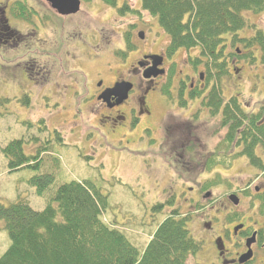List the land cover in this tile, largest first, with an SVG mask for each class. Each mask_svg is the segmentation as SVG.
<instances>
[{"label": "rangeland", "instance_id": "1", "mask_svg": "<svg viewBox=\"0 0 264 264\" xmlns=\"http://www.w3.org/2000/svg\"><path fill=\"white\" fill-rule=\"evenodd\" d=\"M6 1L0 0V6H4ZM32 2L45 6L47 3L44 0ZM129 3L139 9L138 15L130 13L123 16L101 0L84 2L81 13L65 27L70 47L67 48L68 53L67 49L62 50L58 58L53 59L55 75L48 83L43 79L45 83L35 85L28 80L30 76L24 71L23 62L13 58L14 52L6 56L12 60L0 56V204L9 205L25 200L34 209L42 210L47 198L37 195L36 188L28 183L34 174L49 173L55 177L56 185L73 180L92 181L108 196V207L103 216L110 223L116 222L140 251L146 248L166 215L173 209H179L182 214H191L188 229L202 243V249L190 256L187 264H221L218 262L219 246L216 240L220 229L229 234L227 236H232V241L227 242L228 249L232 250L243 243L245 236H235L233 226L244 222L251 225V229L256 222L264 226V216L260 215L258 201L254 198L255 193L264 189L261 172L251 165L246 156L234 158L241 149L234 150L227 159H224L225 156L219 157L217 160L220 163L208 167L199 175L198 169L195 171L190 166L197 160L190 152L180 157L164 155L160 151V147L164 146L177 148L176 140L181 138L186 147L195 143L200 148V154L213 152L226 133V127L220 125L221 115L212 118L206 112L200 121L194 120L190 125L184 123L186 120L179 122L181 125L177 129L172 114L175 111H171L166 120L159 124V110L155 108L150 124L156 126L154 132L161 137V146L156 144L157 137L153 133L135 143L141 127L149 124V121L131 129L129 134L116 135L110 133L112 128H116L114 123L97 121L95 118L99 116L100 106L92 105L93 93L100 81L106 82V78L112 75L109 67H119L117 61L124 58L122 51L128 49L125 33L133 29L129 25L135 24V34L131 36L132 47L141 44L137 37L141 29L148 30L154 51H164L169 42L168 34L160 28L155 18L141 10L137 0H129ZM250 19L256 28L264 31V14H251ZM12 24L23 27L15 20ZM56 25L60 30L63 24L58 22ZM45 29L40 38L48 40L50 37L54 41L53 29ZM48 30L53 32L48 34ZM99 33L104 40L98 41ZM252 33L248 30L242 36ZM59 46L61 48L60 43ZM239 47L243 48L241 45ZM197 51L193 49L192 52L197 54ZM226 51L229 54L233 48L227 46ZM187 56L182 51L178 60L184 63ZM79 58L84 59L83 66L77 65ZM228 58V73L217 84L221 85L224 101L237 95L248 113L258 112L264 103V64L261 61L251 63L235 57ZM182 69L184 73L190 72L188 67ZM63 71L70 77L65 78ZM60 74L62 76L56 79V75ZM75 84L79 85L75 87ZM74 89L78 91L74 93ZM24 94L30 96V103L19 100ZM198 107L199 110L202 108L199 102ZM174 130L181 133H176L177 137L170 135L168 141L163 138V133ZM176 151L182 153L181 150ZM257 153L264 158L260 148ZM188 160L194 162L188 163ZM183 161L188 164L182 165ZM218 174L225 183L202 190L201 185L216 179ZM206 191L211 195L205 196ZM232 194L239 197L238 205L231 201ZM158 203L164 206L155 210ZM231 215L239 219L229 221ZM205 222H211L213 229H209ZM234 240L237 243L232 247ZM9 244V235L0 221V256ZM255 248L256 258L251 264H264V261L258 260L261 257L264 259V247L258 244ZM227 256L232 257L233 252Z\"/></svg>", "mask_w": 264, "mask_h": 264}, {"label": "trees", "instance_id": "2", "mask_svg": "<svg viewBox=\"0 0 264 264\" xmlns=\"http://www.w3.org/2000/svg\"><path fill=\"white\" fill-rule=\"evenodd\" d=\"M101 1L121 15L140 12L129 0ZM138 1L141 10L155 18L168 34L169 55L196 49L200 57L207 59L208 69H216L209 80L217 79L206 100L213 113L222 110L220 125L226 127V133L216 150L204 156L200 169L207 170L220 163L219 157L227 159L234 150L241 149L234 158L246 156L264 178V158L257 153L258 148L264 153V103L258 112L248 113L237 95L224 101L221 85L216 84L228 73V56L264 64V31L256 28L250 19L251 14H264V0ZM13 10L16 18L30 20L32 12L25 6ZM248 30L253 33L242 36ZM125 41L131 50L130 32L125 33ZM227 46L233 48L229 54H226ZM24 95L19 100L30 103V96ZM28 183L36 188L37 195L47 198L46 205L36 210L25 200L0 204V221L10 238L0 264H187L188 258L202 249V243L188 229L191 214H182L179 209L166 215L146 248L140 251L116 222L110 223L103 216L108 196L94 182L73 180L56 185L53 175L42 173L34 174ZM223 183L225 180L218 174L201 187L208 190ZM254 198L260 215L264 216V189L255 193ZM163 206L158 203L154 209ZM238 219L229 216V221Z\"/></svg>", "mask_w": 264, "mask_h": 264}, {"label": "flooded vegetation", "instance_id": "3", "mask_svg": "<svg viewBox=\"0 0 264 264\" xmlns=\"http://www.w3.org/2000/svg\"><path fill=\"white\" fill-rule=\"evenodd\" d=\"M81 2L82 4L84 3L83 0H81ZM23 6L30 9L32 12L30 14V20H21L16 18L13 14L15 12L13 9L23 8ZM81 11L82 9L76 14L61 15L51 6L49 2H47L45 6L42 3L38 5V2L34 3L32 0H7L4 6H0L1 58H5L11 52H14L15 57L13 58L20 59L23 62L24 71L28 73L30 76L29 80H31L32 83L37 85L36 83L39 82L48 83L49 81H52L51 78L55 75L53 69L55 63H53V59H57L58 54L62 53V50L65 51L68 47H70V40L67 38L65 27L67 24H69L70 20L80 14ZM127 14H130V12ZM60 17H64L66 19H61ZM13 20L23 24V27L20 28L16 25H13ZM64 20H66V22H64ZM58 22L63 24L60 25V30H57L58 26L56 24H58ZM129 27H133L132 31L130 30L131 32L128 31L132 36V33L135 34V31L133 32L135 29V24L132 23L129 25ZM45 28L53 29L55 32L54 41L50 37H48V40H45L46 38L44 37V39L40 38L39 35H41V32ZM72 28L74 30V26H72ZM53 31L48 30L46 33L49 34ZM139 31L143 32V38L139 36ZM139 31L137 32V37L142 41L141 44H135L131 50L124 49V51H122V53H125V55L123 54L124 58L122 57L121 61H117L120 64L119 67H109V69L112 71V75L109 77V79L106 78V82L100 81L95 88V92L92 96L94 100L92 105L96 106L99 104L100 106L99 116H95V118L98 119L97 121L112 122L116 125V128H112L110 133L114 132L116 135H126L129 134L131 129L137 128L146 121H149L150 124V119L155 115V108L159 110V124L166 120V116H168L171 111H175L172 114L174 116V123L177 122L174 124L176 128L178 125H181L179 122H184V120H186V122H184L186 125L192 124L194 120L200 121L206 112H209V116L212 118L218 116L219 114L222 117V110H220V112L218 111V113L216 110V113H213V107L210 106V102H207L206 100V97L209 95V92L211 91L215 84L214 82L217 79L215 78L213 80H209V78L213 77V74L215 73V67L209 70L207 67V59L200 57L199 51H197V54H193V49L188 50V52L185 50H180L175 52L173 55H169L166 52V48L164 51H154L152 48L153 44L150 43L148 30L141 29ZM59 32L61 35L58 37ZM97 38L98 41L105 39L102 34L100 35V33L97 35ZM48 42L50 45L49 48H47ZM59 43L61 44V48ZM68 49L66 51L67 53ZM182 51L188 54V56L184 59V63L178 60ZM153 55H159L162 57V62L157 69L162 70L163 73H160L157 76L152 75L151 77H145V71L154 64L151 58ZM13 58H9V60H12ZM197 58H200L203 62L196 61ZM228 60L229 58L227 59V64ZM76 61L77 65L83 66L85 63L84 59L81 58L77 59ZM231 63L233 64L234 61ZM182 67H188L190 72L184 73L185 71L182 69ZM62 73L64 74L65 78L70 77L64 71ZM60 76L62 75H56V79H59ZM43 79H45V82ZM163 79L165 81H163ZM119 82H130L132 84L128 98L123 102H119L118 96L114 93H106V91L113 88L115 84ZM78 85L79 84H75L74 86L77 87ZM42 87L46 86L42 85ZM77 91V89H74V93ZM102 95H105V97L100 98ZM198 102L202 106L200 110V106L198 107ZM224 107L225 105H222V108ZM93 110H95L94 107ZM176 113H178V115H176ZM149 124H146V127H141L140 135L138 136L135 143H137L140 139H144L147 134L150 135L153 133L157 137L156 144L161 146L163 141H160L161 137L159 134L154 132L156 126ZM178 131L179 130H174V132H170L171 134L169 132H165L163 133V138H166L168 141L171 139L170 135L177 137L176 133H181ZM130 138L133 139L131 135ZM175 146H177V148H166L165 146L160 147V151H162L164 155H180V157H185L184 155H186L187 152H190L189 154L195 156L197 159L193 165L190 164L192 169L195 171L198 169V171L202 172L206 170L203 168L200 169V167L203 164L204 156H207L211 151L207 154H200V148L195 143L189 147H186V143L181 138L176 140ZM177 149L179 151L181 150L182 153L178 154L176 151ZM180 161L182 162V160ZM191 161L192 160H188V163L194 162ZM188 163H184L183 161V164H180L185 166V164ZM208 193L209 196L211 195V192L206 191L205 196H207ZM205 223L209 229H213L211 222ZM243 224L244 227L242 229L238 231L233 229L235 236H240V234H244L246 236L242 238L243 243H239L238 246H235L237 243L235 240L232 242V247L235 246L233 247L235 250H229L227 247L228 240L232 241L233 239L231 235L227 236L229 234L226 235L222 229H220L219 233L216 235L217 243L218 241H222L224 244L223 248L217 251L219 263L241 264L239 258L247 250L246 240L250 238L254 232H256V241L252 244L253 258L245 264H251L256 258V248L254 249L255 246L259 244L261 247H264V232L262 231L264 226H262V224L259 222H256V226L251 229V225L248 223L244 222ZM232 252L233 256L228 257L227 255ZM258 260L264 261L263 257L259 258Z\"/></svg>", "mask_w": 264, "mask_h": 264}, {"label": "water", "instance_id": "4", "mask_svg": "<svg viewBox=\"0 0 264 264\" xmlns=\"http://www.w3.org/2000/svg\"><path fill=\"white\" fill-rule=\"evenodd\" d=\"M51 4V6L61 15H70V14H76L81 10V0H46ZM140 37L143 38V32L140 33ZM154 64L152 67H150L148 70L145 71L144 75L145 77H151L152 75L157 76L160 73H163L162 70H158V66L162 62V57L159 55H153L151 56ZM158 70V72H157ZM132 88V84L130 82H119L116 83L113 88L106 91V93L112 92L115 95L118 96L119 102H123L128 98L129 91ZM105 95H102L100 98H104ZM209 196V193L207 194ZM231 201L235 204H239V197L235 194L230 195ZM244 227L243 224L237 225L235 227V231H238ZM256 241V233H254L250 238L247 239L246 246L247 251L243 253L239 261L241 264L247 263L250 259L253 257V250H252V244ZM219 249H222L224 244L223 242L218 241Z\"/></svg>", "mask_w": 264, "mask_h": 264}]
</instances>
